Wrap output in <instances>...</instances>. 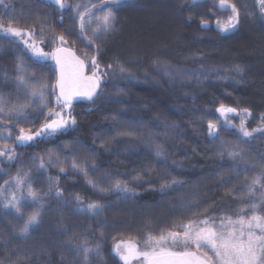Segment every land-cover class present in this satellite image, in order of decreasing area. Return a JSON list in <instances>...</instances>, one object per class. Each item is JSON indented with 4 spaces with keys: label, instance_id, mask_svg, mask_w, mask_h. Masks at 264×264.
<instances>
[{
    "label": "trees",
    "instance_id": "trees-1",
    "mask_svg": "<svg viewBox=\"0 0 264 264\" xmlns=\"http://www.w3.org/2000/svg\"><path fill=\"white\" fill-rule=\"evenodd\" d=\"M68 11L72 12V9L60 10L58 6L48 3L47 0H3L0 4V19L6 22L9 17H15L21 22L20 26H34L37 31L40 25L33 22L39 19L44 23L49 35L53 31L59 35L63 34L67 28V20H64V16L69 14ZM257 13L264 17L260 8L257 9ZM190 28V24L182 26L181 29L177 28L161 18L147 20L142 26L139 23L129 27H118L115 32L107 36H114L111 45L104 44L102 39L96 41L100 50H106L98 53V59L102 67L109 63L115 67V62L120 56H150L159 48L191 39ZM77 31L75 25L74 36H77ZM69 42L77 54L81 50L94 54V47L89 49L83 47V44L86 45L85 41L80 45L76 43L72 45V42ZM222 43L232 55L264 60V27L261 25L224 35ZM131 45L137 49L134 54L127 53ZM43 47L48 52L53 45L48 43ZM1 57L10 62L7 72L2 71L0 75V83L3 84H1L0 98H3L6 109L11 108L12 105L27 102L24 96L25 89L18 88L16 81V77L20 75L16 69L21 61L29 74L25 78L30 79V86H38L41 82H47L50 86L55 83L56 71L53 61L48 60L43 63L35 61L30 58V53L26 52L22 45L6 39L3 35H0ZM32 73H35V80H31ZM127 75V73L122 75L118 71L115 74L109 72L102 83L100 96L94 102H73L72 107L76 108L73 115L77 121L74 129L49 139L37 138L28 145L17 146L15 136L18 134V128H31L34 131L43 119L37 111H33L29 119L34 120L35 123H24L14 127L12 140L8 141V144L15 148L16 159L9 162L6 158H0V185H3L5 180L11 179L16 174L23 156L33 154L38 158L43 156L47 160L49 152L54 153L62 162L64 171L61 172L60 165L56 163L47 164L46 171L49 177L58 181L63 195L71 198L74 203V197L79 195L85 206L89 203L106 205L103 214L98 217H90L76 210L78 223L89 225L83 224L80 227L82 231H85L83 235L90 239L89 247L95 249L99 245V254L95 253L94 258L97 264H121L118 257L112 253L113 238L104 239L99 232L104 228L102 225L105 222L104 219L106 220L104 214L109 209L119 212L121 220L117 222V225L121 226L135 223L133 218L137 220L153 218L156 221L165 222L180 219L187 221L191 218L187 208L188 201L197 202L202 209L206 208L211 216L225 215L228 214L229 208L239 207L243 197L247 195L243 191L244 188L246 189L247 179L260 175L255 174V171L247 175L223 161L224 156L219 154L221 135L243 143V147H246L248 151L252 150L253 156L264 157V134L253 133L251 137H242L238 130L240 115L230 114L231 122L236 127H224L222 126L223 118L214 109L210 110L207 118L190 111L186 103L189 97L186 96L191 94L181 97L178 92L166 93L148 88H140V90L152 91L157 96L175 100L173 104L179 112L175 115L174 133L163 136V140L167 141L164 143H168L165 160L155 157L154 153L142 152L138 155L131 154L132 151L128 153V150L124 149L127 140L125 141L124 135L121 134L127 121L125 109L123 113L114 114L105 108L111 104L110 101L119 98L118 88L129 83L128 79L124 78ZM49 99L54 101V97ZM263 105L264 93L253 92L248 96L241 94L238 107L234 106L238 109L250 110L251 116L246 118L245 125L249 131L261 125V122L255 123L253 120L256 118L259 107ZM139 119L141 121L142 118H138L137 123ZM209 120L218 123L219 136L216 139L208 135ZM2 123L10 126L15 124V121L4 120ZM74 159L87 167L89 177L98 181L102 187L109 186L110 181L105 178L109 176L113 180L126 181L138 195L128 200H121L118 193L93 189L84 176L70 166ZM93 165H95V171L92 170ZM138 173L141 174L142 179H132ZM173 179L181 181L183 186L175 191H169L166 195H161L159 191L161 184L164 181L171 182ZM228 189L236 190L234 195H226ZM31 241L29 264H73L67 256H64L67 246L65 242H55L44 234H36Z\"/></svg>",
    "mask_w": 264,
    "mask_h": 264
},
{
    "label": "snow or ice",
    "instance_id": "snow-or-ice-1",
    "mask_svg": "<svg viewBox=\"0 0 264 264\" xmlns=\"http://www.w3.org/2000/svg\"><path fill=\"white\" fill-rule=\"evenodd\" d=\"M47 2L58 6L60 10L72 9L78 29L77 36L85 41L88 47H94V54L83 50L77 54L66 35H57L54 31L49 35L44 23L39 19L33 22L40 25L39 31L34 26H20L21 22L15 17H9L6 22L0 19V35L22 45L23 49L30 53V58L37 62L53 61L56 71V80L51 86L47 82L30 86V79L25 78L29 74L23 66V61L17 65L16 70L20 73L16 77L17 87L25 89L24 96L27 102L6 109L3 98H0V142H2L0 158H6L9 162L16 159L15 148L8 144V141L12 140L13 128L24 123L34 124L35 121L29 119L33 111H37L43 119L34 131L31 128H18V134L15 136L17 146L28 145L37 138L49 139L74 129L77 121L72 114L73 102L79 99L94 102L100 96L102 83L109 72L115 74L118 71L122 75L127 73L124 78L136 79L135 75L119 61L115 62V67L111 63L102 67L98 59L100 49L96 41L116 31L117 10L123 6V0H88L87 3H78L74 7L68 3V0H47ZM195 2L196 0H192V3ZM256 2L261 14H264V0H256ZM2 3L3 0H0V4ZM218 6L221 11L231 12L226 20L216 21L218 30L221 32L234 30L240 21L237 4L232 0H219ZM204 26L207 27L206 22ZM48 43L53 47L51 51L46 52L43 46ZM74 43L75 41L72 45ZM154 63L157 70L168 77L170 84H184L192 78H196L199 82V77L195 76V73L186 76L182 68ZM235 71L243 74V69L239 66H236ZM35 79V73H32L31 80ZM49 97H54V101ZM216 112L223 118L224 127H236L231 122L230 114L240 115L238 130L244 138L251 137L253 133L264 134V115L260 117L261 125L249 131L245 126L246 118L251 116L248 108L238 109L221 103ZM4 120L15 121V124L5 125L2 123ZM207 127L209 137L216 139L219 136L218 123L209 120ZM151 147L155 157L160 160L166 159L163 145L153 143ZM219 147V154L227 155L233 161L243 159L245 154L238 146L228 147L221 143ZM38 159L39 163L36 167L40 170H46L47 164L56 163L60 165V171H64L62 162L54 153L49 152L47 160L43 156ZM36 160L37 158L33 157V163ZM70 166L82 174L86 182L95 190L118 193L121 200H128L138 195L126 181L113 180L109 176L105 177L110 181L109 186L102 187L98 181L89 177V169L75 159ZM92 170L95 171V165L92 166ZM132 179L140 180L142 176L138 173ZM49 184L55 187H50L46 195L54 194L55 197L61 198L63 192L58 186V181L49 178ZM182 186L181 181L173 179L171 182L164 181L159 191L161 195H166L169 191H175ZM245 187L250 197H254L258 190L262 193L258 198L259 204L256 199L250 198L241 201L246 207H242L238 212L231 215L211 216L208 210L202 209L197 202L188 201L190 219L187 221L180 219L173 222L169 228L161 229L158 235L149 233L140 239L125 237L123 234H120L119 238L113 236L112 253L122 264H264V171L260 176L247 182ZM235 191L228 189L225 194L234 195ZM27 200L43 207V198L33 189L30 173H18L12 180H5L4 184L0 185V202L3 203L4 208L15 209L16 213L22 214L21 204ZM74 200L76 210L90 217L102 215L106 207L96 203L85 206L79 195L75 196ZM40 215V211L35 210L28 216L20 229L21 236L27 237L31 228L39 224ZM74 250L83 255L87 264L89 256L94 251L99 254V245L95 249L90 248L85 240Z\"/></svg>",
    "mask_w": 264,
    "mask_h": 264
},
{
    "label": "rangeland",
    "instance_id": "rangeland-1",
    "mask_svg": "<svg viewBox=\"0 0 264 264\" xmlns=\"http://www.w3.org/2000/svg\"><path fill=\"white\" fill-rule=\"evenodd\" d=\"M87 2L88 0H68V3L73 7L78 3ZM218 2L217 0H196L195 3H192V0H123V6L117 10L116 29L139 23L142 26L147 20L161 18L180 29L182 26L190 24L192 31L191 39L186 42H175L168 47L159 48L150 56L125 55L118 58V61L128 68L136 79H128L127 85L125 83L120 86L118 88L119 98L110 101L111 104L105 108L114 114L123 113L125 109L127 121H125L123 133H131L124 135L125 141L127 140L124 149H127L128 153H130L129 151H132L133 155L142 152L153 153L151 147L153 143L163 145L166 150L168 143H164L167 141L163 140V136L174 133L175 115L179 112L173 104L175 100L157 96L152 91L143 92L140 88L157 89L166 93L178 92L181 97L191 94L186 96L189 97L186 101L187 107L200 117L208 116L212 109L216 111L221 103L229 107L236 105L238 107L241 94L248 96L253 92L264 93V60L232 55L222 43L224 35L239 32L254 25L264 27V17L257 13L259 5L256 0H232L240 10L239 24L234 30L221 32L217 28L216 21L218 19L226 20L231 12L221 11ZM67 9L69 10V8ZM64 20H67V28L63 34L69 38V41H75L79 45L84 43L78 36L73 35L76 21L73 19L71 11L67 16H64ZM204 22L207 27L204 26ZM113 38L112 35L102 38V40L104 44L111 45ZM83 47L89 49L87 44H83ZM101 51L106 50L99 52ZM135 51L137 49L131 45L127 53L134 54ZM154 62L182 68L185 70L184 75L186 76L195 73V76L199 77V82L196 78H192L184 84H170L168 77L157 70ZM236 66L243 69L242 75L235 71ZM8 68H10L9 60L1 57L0 75L2 71L7 72ZM1 84L0 89L3 85ZM259 108L256 118L253 120L255 123L261 122L260 117L264 115V105ZM75 109L72 107V114ZM138 118L142 119L141 121L139 119L137 123ZM220 141L228 147L238 146L245 153L243 159L238 161H233L224 155L223 161L246 174L255 171V174L261 175V172L264 171V157L253 156L252 150L248 151L246 147H243V143H238L228 136L221 135ZM33 157L37 158L35 163H33ZM38 163V157L33 154L23 156L18 171L9 181L18 173H30L33 189L43 198V207L27 200L21 204L22 214H18L15 209L4 208L3 203L0 202V264H29L30 242L36 234H44L55 242H65L67 246L64 256H67L73 264H85L83 255L74 249L85 240L89 247L90 239L83 235L85 231L80 228L84 223H78L75 203L64 195L61 198L55 197L54 194L46 195L49 188H54L55 185L49 184L51 177L47 175L46 170L36 167ZM250 181L251 178H248L247 182ZM243 191L247 195L243 197L242 201L253 198L258 204L260 203L258 198L262 193L259 190L255 192L254 197H250L247 188H244ZM242 207H246V205L240 203L239 207L229 208L227 215L238 212ZM35 210H39L41 213L40 222L31 228L27 237H23L20 235V229L28 216ZM104 215L106 216L105 222L102 223L104 228L99 231L104 239L113 238V236L119 238L120 234L135 239L145 237L149 233L158 235L161 229L169 228L173 222H176L174 220L173 222L172 220L156 221L153 218L145 220L133 218L135 223L118 226L117 222L121 220L118 211L109 209ZM83 221L85 220L83 219ZM94 258L95 252L89 256L87 264H97Z\"/></svg>",
    "mask_w": 264,
    "mask_h": 264
},
{
    "label": "water",
    "instance_id": "water-1",
    "mask_svg": "<svg viewBox=\"0 0 264 264\" xmlns=\"http://www.w3.org/2000/svg\"><path fill=\"white\" fill-rule=\"evenodd\" d=\"M90 74V73H89ZM74 102H88L86 100H82V99H79V100H75Z\"/></svg>",
    "mask_w": 264,
    "mask_h": 264
}]
</instances>
